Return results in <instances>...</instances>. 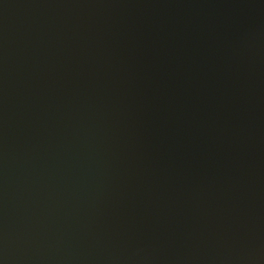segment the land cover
<instances>
[{"label": "water", "instance_id": "obj_1", "mask_svg": "<svg viewBox=\"0 0 264 264\" xmlns=\"http://www.w3.org/2000/svg\"><path fill=\"white\" fill-rule=\"evenodd\" d=\"M0 264H264V0H0Z\"/></svg>", "mask_w": 264, "mask_h": 264}]
</instances>
